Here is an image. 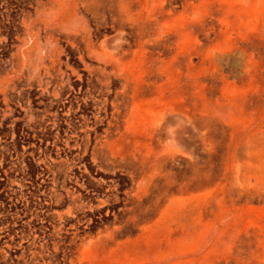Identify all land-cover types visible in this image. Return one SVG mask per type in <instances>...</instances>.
<instances>
[{
	"label": "rangeland",
	"instance_id": "obj_1",
	"mask_svg": "<svg viewBox=\"0 0 264 264\" xmlns=\"http://www.w3.org/2000/svg\"><path fill=\"white\" fill-rule=\"evenodd\" d=\"M0 264H264V0H0Z\"/></svg>",
	"mask_w": 264,
	"mask_h": 264
}]
</instances>
